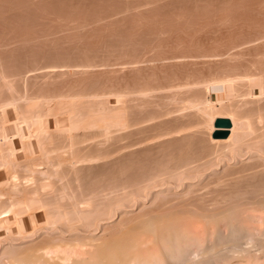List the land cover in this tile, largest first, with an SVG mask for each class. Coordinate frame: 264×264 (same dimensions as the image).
Returning a JSON list of instances; mask_svg holds the SVG:
<instances>
[{"label":"rangeland","instance_id":"374dc122","mask_svg":"<svg viewBox=\"0 0 264 264\" xmlns=\"http://www.w3.org/2000/svg\"><path fill=\"white\" fill-rule=\"evenodd\" d=\"M263 49L264 0H0V264H13L15 256L20 261L22 259L20 256L23 257L28 250L34 249V245L35 248L38 246L47 248L53 242V247L50 245L49 249H44L45 257L49 260L54 258L57 260L61 256L63 258L60 257L58 261L62 264H72L75 261L79 264L81 259L84 262L90 258V261H96L94 259L96 254H92L96 249L92 248L90 242L95 240L96 243L99 240L96 244L106 243L112 240V236L115 238L113 240H116L123 230L124 236H128L130 234L128 225L140 221L143 216L156 215V218L161 215L166 221V217L172 218L173 214H175L173 219L176 217L178 219H175L177 220L175 226L182 235L179 239L183 238L181 245L189 243L187 249L193 248L190 249L191 252L186 249V253L189 252L186 254L188 258L190 255L189 259L197 260L199 253L198 259L201 260V254L202 257L206 255L203 253L207 251V246L212 250V244L216 243L217 247L220 244L223 247L222 244L226 245L227 242L229 248L226 245L225 252L222 251L229 255L228 258L224 259L227 257L225 254L223 259H217L213 261L214 263L211 261L209 264H222L224 261V264H264V249L259 246V242L263 240L260 238H264L262 229L264 207L260 208L264 202L262 204L261 199H258L260 190L264 192V188H258L261 180L259 175L264 170L262 167L264 144L254 141L255 132L250 131L251 122L248 123L251 118H255L252 116L253 113L259 120L257 116L261 114L263 116L264 112ZM170 89L173 91H169ZM211 96L212 100L221 99V102L207 104ZM228 103L229 106L226 105ZM209 111L212 115L216 112L223 114L230 112L232 116L237 111L233 118L240 119L242 127L237 125L240 133L237 132L235 138L241 137L245 142L240 140L241 138L240 142L236 139L237 142L234 138L237 145L232 141L230 144L233 145L228 144V149L225 148L226 145H222L223 147L219 144L212 145L215 143L210 138L212 120L209 123V119L212 118L208 116H211ZM247 120L248 122H245ZM200 125L202 129L199 128ZM238 145L240 148H237ZM244 169L253 172L254 177H245L249 172L244 173ZM214 171L218 172L219 176ZM238 174V180L234 179L237 185L239 183L243 185L241 182L245 178L251 180L255 178L256 182L259 180L258 184L253 182L257 186L256 189L250 184L252 181L248 183L244 180L248 183L247 186L252 185L251 189L254 188L255 191L243 187L246 183L242 186L244 190L239 185L238 189H242L243 193L246 191L247 198L244 195L240 196L243 193L237 191V186L233 187L236 183L230 186L234 183L231 178ZM165 176L171 180H162ZM31 177L32 180L28 179ZM224 178L229 180V184ZM199 179L201 182L205 180L201 183ZM235 190L238 192L237 197L234 196ZM229 191L235 193L229 194ZM263 192L261 198L264 201ZM182 193H187L188 196H183ZM225 193L233 196L227 197ZM152 194L154 196L158 194L160 198ZM256 201L257 207L252 204ZM212 202L216 203V207ZM245 203L248 204L245 206ZM218 207L223 212L225 211L223 208L228 207L226 211L229 216L219 211ZM217 209L219 213L227 216L224 218L225 221L222 219L221 223L216 219L217 223L215 220L208 222L206 214L214 216ZM229 210L233 211L231 215ZM67 214L72 220L68 219ZM200 215L205 217L204 223ZM230 221L238 229L242 227L241 225L245 228L239 229L240 234L239 230L233 232L231 228L234 225ZM106 222L112 224L108 225ZM215 225L220 227L216 229ZM218 229L220 231H217ZM236 233L240 235L237 252L230 253V243L237 238ZM145 234H136L139 245L134 242L135 247L136 245L138 247L135 251L140 249L139 254L138 252L136 254L142 257L143 261L150 259L151 262L153 255L157 251L160 253L162 246L155 237ZM184 234L186 235L183 236ZM195 237L197 238L193 239ZM155 241L156 243H153ZM54 245H58V248ZM195 245L199 248L197 249ZM162 249L161 254L164 247ZM201 250L204 251L200 252ZM155 256H158V252ZM232 261L233 263H230ZM153 262L154 260L152 264H155ZM175 262L183 264L180 261ZM20 263L23 264V261ZM145 263L147 262L142 264Z\"/></svg>","mask_w":264,"mask_h":264},{"label":"bare ground","instance_id":"6f19581e","mask_svg":"<svg viewBox=\"0 0 264 264\" xmlns=\"http://www.w3.org/2000/svg\"><path fill=\"white\" fill-rule=\"evenodd\" d=\"M42 37V36H41ZM39 38V37H38ZM45 38V37H44ZM264 50V49H263ZM260 56V55H259ZM28 58V57H27ZM264 65V64H263ZM264 68V67H263ZM2 72V71H1ZM245 72V71H244ZM2 74V73H1ZM253 75V74H252ZM187 77V76H186ZM241 76H239V78H240ZM245 77H246V75H245ZM228 78V77H227ZM238 78V79H239ZM244 78V77H243ZM247 78V77H246ZM262 78V77H261ZM230 79V78H229ZM245 79V78H244ZM259 79V78H258ZM1 80V79H0ZM226 80V79H225ZM232 80H236V79H231V81ZM256 80V79H255ZM260 80H262V79H260ZM259 80V81H260ZM215 81H217V80H215ZM220 81V80H219ZM243 81V80H242ZM247 81V80H246ZM245 81V82H246ZM257 81V80H256ZM5 82H6V80H5ZM229 82V81H228ZM238 82H240V81H238ZM251 81H249V83H250ZM255 82V81H254ZM258 82V81H257ZM231 83V82H230ZM246 83H248V81L246 82ZM256 83V82H255ZM255 83H253V85L252 86H254V84ZM258 83H260V82H258ZM7 84V83H6ZM229 84V83H228ZM240 84V83H239ZM175 85V84H174ZM185 85V84H184ZM183 85V86H184ZM226 85V84H225ZM260 85V84H259ZM258 85V86H259ZM182 86V87H183ZM191 86V85H190ZM190 86H189V88H190ZM249 86V85H248ZM12 87H14V86H12ZM172 86H170V88H171ZM179 87V86H178ZM177 87V88H178ZM185 87V86H184ZM188 87V86H187ZM192 87V86H191ZM235 87V86H234ZM242 87V86H241ZM250 87V86H249ZM255 87H257V86H255ZM262 87V86H261ZM174 88V87H173ZM189 88H187V89H189ZM193 88V87H192ZM3 89V88H2ZM2 89H1V91H2ZM9 89V88H8ZM172 89V88H171ZM169 90V91H173V90ZM180 89V88H179ZM185 89V88H184ZM183 89V90H184ZM247 89V88H246ZM13 90V89H12ZM175 90H176V88H175ZM181 90V89H180ZM186 90V89H185ZM184 90V91H185ZM235 90V89H234ZM4 91V90H3ZM10 91V90H9ZM178 91V90H177ZM182 91V90H181ZM263 91H264V89H263ZM11 92V91H10ZM210 92V91H209ZM178 93V92H177ZM202 93V92H201ZM2 94H3V92H2ZM194 94V93H193ZM197 94V93H196ZM195 94V95H196ZM231 94V93H230ZM250 94H251V92H250ZM170 95V94H169ZM198 95V94H197ZM196 95V96H197ZM233 95V94H232ZM203 96V95H202ZM227 95H225V97H226ZM195 97V96H194ZM205 97V96H204ZM228 97H230L229 96V94H228ZM255 97V96H254ZM246 98V97H245ZM250 98V97H249ZM259 98V97H258ZM195 99V98H194ZM229 99V98H228ZM233 99V98H232ZM255 99H257V98H255ZM254 99V100H255ZM230 100H231V98H230ZM229 100V101H230ZM236 100H238L237 99V97H236ZM253 100V101H254ZM258 100V99H257ZM233 101H234V99H233ZM251 101V100H250ZM179 102V101H178ZM215 102H218V103H220L221 102V99H217V101H214V100H212V96H211V98H209L208 100H207V104H211V103H215ZM232 102V101H231ZM241 102V101H240ZM249 102V101H248ZM169 103V102H168ZM206 103H205V105H206ZM217 103V104H218ZM223 103V102H222ZM188 104V103H187ZM254 104V103H253ZM258 104V103H257ZM199 105H201V104H199ZM215 104H213V106H214ZM225 105V104H224ZM227 106H229V103L228 104H226ZM233 105V104H232ZM231 105V106H232ZM246 105V104H245ZM171 106V105H170ZM204 106V105H203ZM217 106V105H216ZM215 106V107H216ZM218 106H219V104H218ZM221 106V105H220ZM230 106V107H231ZM237 106V105H236ZM254 106V105H253ZM256 106V108H258L257 107V105H255ZM260 106V105H259ZM182 107V106H181ZM194 107H196V105H194ZM208 107V106H207ZM212 107V106H211ZM235 107V106H234ZM205 108V107H204ZM219 108V107H218ZM233 108V107H232ZM237 108V107H236ZM173 109V108H172ZM189 109V108H188ZM190 109H193V108H190ZM207 109V108H206ZM217 109V108H216ZM225 109V108H224ZM243 109V108H242ZM253 109V108H252ZM262 109H263V107H262ZM187 110V109H186ZM221 110V109H220ZM233 110V109H232ZM237 110V109H236ZM254 110V109H253ZM212 111V110H211ZM211 111H209V114H211V116H213V117H211L210 115H208V114H206V117H207V115L210 117V118H212V119H209V123L211 122V120H212V126H211V128H210V131L208 130V132H210L212 135H211V140H212V142L213 143H215V144H212V145H217V144H219V145H226L225 146V148L228 146V144L229 145H233V144H230L232 141L233 142H235V140L238 138H235V136L236 135H238V133L237 132H239V130H238V127H237V125H239V127H240V125H241V120L240 119H237V118H233L234 116H235V114H236V112H235V114L232 116V115H230L231 113L230 112H228L229 114H227V113H225V114H223L224 113V111L223 110H221V111H223V113H215L214 115H212V112ZM229 111H231V110H229ZM248 111V110H247ZM254 111H256V110H254ZM232 112V111H231ZM249 112H251V111H249ZM248 112V113H249ZM263 112V111H262ZM261 112V113H262ZM176 113V112H175ZM180 113V112H179ZM178 113V114H179ZM184 113V112H183ZM208 113V112H207ZM214 113V112H213ZM238 113H240V112H238ZM246 114V113H245ZM255 113H253V115L252 116H255V118L254 119H252L251 117V119H250V121L248 122V120L247 121H245V122H248V123H250V126H251V132H252V130H254L253 132H255L254 134H255V136H254V141H257V142H261V143H263L264 144V112H263V116H262V114L260 115V116H257L258 117V119L259 120H257L256 119V115H254ZM188 115V114H187ZM186 115V116H187ZM241 115V114H240ZM250 115V114H249ZM165 116V115H164ZM237 116V115H236ZM244 116V115H243ZM167 117H168V115H167ZM199 117V116H198ZM205 117V118H206ZM242 119H244V117H242V116H240ZM90 118H92V117H90ZM93 118H95V117H93ZM162 118V117H161ZM203 118H204V116H203ZM208 118V117H207ZM218 118H229L231 121H232V123H233V126H232V128L230 129V135H229V137L228 138H226V139H215L214 137H213V134L218 130L216 127H215V121L218 119ZM247 118V117H246ZM249 118V117H248ZM191 119V118H190ZM199 118H197V120H198ZM91 119H89V121H90ZM158 120L159 119H157V122H158ZM196 120V119H195ZM194 120V121H195ZM204 120H206V119H204ZM240 120V121H239ZM91 121H93V120H91ZM100 121V120H99ZM155 121V120H154ZM153 121V122H154ZM174 121V120H173ZM177 121V120H176ZM207 121V120H206ZM162 122H163V120H162ZM165 122V121H164ZM178 122V121H177ZM198 122H199V120H198ZM200 122H201V119H200ZM152 123V122H151ZM155 123V122H154ZM208 123V124H209ZM239 123V124H238ZM244 123V122H243ZM247 123V124H248ZM162 124V123H161ZM189 124V123H188ZM201 124V123H200ZM173 125V124H172ZM175 125H176V123H175ZM198 125V124H197ZM205 126H207V124L205 123L204 124ZM203 125V126H204ZM249 125V124H248ZM150 126V125H149ZM209 126H210V124H209ZM245 126H247V125H245ZM167 127V126H166ZM189 127V126H188ZM242 127V126H241ZM240 127V128H241ZM164 128V127H163ZM199 128H201L202 129V127H201V125H200V127ZM205 128V127H204ZM151 129V128H150ZM152 129H153V127H152ZM190 129H192V128H190ZM194 129V128H193ZM197 129V128H196ZM244 129H245V127H244ZM248 129H249V127H248ZM247 129V130H248ZM146 130V129H145ZM168 130V129H167ZM184 130V129H183ZM195 130V129H194ZM246 130V131H247ZM154 131V130H153ZM202 132L204 131V129L203 130H201ZM206 131V130H205ZM241 131H243V130H241ZM64 132V131H63ZM175 132V131H174ZM198 132H200V131H198ZM207 132V133H208ZM245 132V131H244ZM248 132V131H247ZM151 133V132H150ZM156 133V132H155ZM165 133V132H164ZM240 133V132H239ZM243 133V132H242ZM241 133V134H242ZM250 133V132H249ZM62 134V133H61ZM66 134V133H65ZM175 134H178V133H175ZM185 134H186V132H185ZM195 134H196V132H195ZM202 134V133H201ZM251 134V133H250ZM253 134V133H252ZM180 135V134H179ZM183 135V134H182ZM243 136H244V134H242ZM63 136V135H62ZM66 136V135H65ZM86 136V135H85ZM164 136H165V134H164ZM176 136V135H175ZM181 136V135H180ZM179 136V137H180ZM186 136V135H185ZM140 137V136H139ZM158 137V136H157ZM161 137V136H160ZM195 137V136H194ZM203 137V136H202ZM239 137H240V135H239ZM245 137V136H244ZM247 137V136H246ZM245 137V138H246ZM251 137H253L252 135H251ZM62 138H64V137H62ZM80 138V137H79ZM170 138V137H169ZM196 138V137H195ZM234 138H235V140H234ZM241 138V137H240ZM239 138V139H240ZM66 139V138H65ZM154 139V138H153ZM162 139H163V137H162ZM181 139H183V138H181ZM188 139H190V138H188ZM203 139V138H202ZM205 139V138H204ZM239 139H237L238 141H239ZM250 139V138H249ZM249 139H247V140H249ZM253 139V138H252ZM64 140V139H63ZM85 140V139H84ZM149 140V139H148ZM160 140H161V138H160ZM160 140H158V141H160ZM191 140H192V138H191ZM196 140V139H195ZM200 140V139H199ZM236 140V141H237ZM240 140H242V138L240 139ZM135 141V140H134ZM152 141H154V140H152ZM171 141V140H170ZM189 141V140H188ZM194 141V140H193ZM202 141V140H201ZM237 141V142H238ZM243 141V140H242ZM254 141H253V145H254ZM66 142V141H65ZM78 142H79V139H78ZM149 142V141H148ZM151 142V141H150ZM161 142V141H160ZM179 142V141H178ZM198 142V141H197ZM240 142V141H239ZM243 142H245V139H244V141ZM246 142H248V141H246ZM251 142V141H250ZM249 142V143H250ZM147 143V142H146ZM180 143V142H179ZM178 143V144H179ZM205 143V142H204ZM260 143V144H261ZM144 145H145V143H143ZM159 144V143H158ZM169 144V143H168ZM183 144V143H182ZM209 144V143H208ZM239 144V143H238ZM255 144H256V142H255ZM162 145V144H161ZM173 145V144H172ZM184 145H185V143H184ZM187 145V144H186ZM235 145H237L236 144V142H235ZM243 145V144H242ZM252 145V146H253ZM84 146V145H83ZM96 146H98V145H96ZM143 146V145H142ZM175 146V145H174ZM191 146V145H190ZM195 146V145H194ZM222 146V147H223ZM260 146V145H259ZM264 146V145H263ZM263 146H261V147H263ZM89 147V146H88ZM181 147V146H180ZM186 147V146H185ZM184 147V148H185ZM197 147V146H196ZM229 147V146H228ZM228 147H227V149H228ZM248 146H246V148H247ZM257 147V146H256ZM96 148H98V147H96ZM148 148V147H147ZM152 148V147H151ZM158 148V147H157ZM178 148V147H177ZM182 148V147H181ZM187 148V147H186ZM210 149H211V147H209ZM212 148H214V147H212ZM217 148V147H216ZM219 148H221V147H219ZM237 148H240V146L238 145V147ZM253 148V147H252ZM64 149V148H63ZM126 149V148H125ZM173 149V148H172ZM196 149V148H195ZM199 149V148H198ZM232 149H234V148H232ZM89 150V149H88ZM91 150V149H90ZM95 150V149H94ZM99 150V149H98ZM148 150H150V149H148ZM171 150V149H170ZM185 150V149H184ZM193 150V149H192ZM197 150V149H196ZM201 150H202V148H201ZM222 150H224V149H222ZM100 151V150H99ZM117 151V150H116ZM159 151H161V149L159 150ZM167 151V150H166ZM186 151V150H185ZM216 151V150H215ZM79 152H81V151H79ZM85 152V151H84ZM92 152V151H91ZM123 152V151H122ZM143 152V151H142ZM145 152V151H144ZM158 152V151H157ZM181 152V151H180ZM209 152V151H208ZM223 152V151H222ZM119 153V152H118ZM131 153V152H130ZM160 153V152H159ZM162 153V152H161ZM182 153V152H181ZM185 153V152H184ZM184 153H183V155H184ZM216 153V152H215ZM91 154V153H90ZM145 154V153H144ZM177 154H178V152H177ZM196 154H197V152H196ZM217 154V153H216ZM223 154V153H222ZM225 154V153H224ZM255 154V153H254ZM164 155V154H163ZM170 155H171V153H170ZM176 155V154H175ZM182 155V154H181ZM189 155V154H188ZM191 155V154H190ZM206 155V154H205ZM226 155V154H225ZM74 156V155H73ZM92 157H94L93 155H91ZM117 156V155H116ZM119 156V155H118ZM125 156V155H124ZM156 156V155H155ZM169 156V155H168ZM174 156V155H173ZM199 156V155H198ZM213 156H215V155H213ZM229 156V155H228ZM239 156V155H238ZM89 157V156H88ZM140 157V156H139ZM144 157V156H143ZM153 157V156H152ZM167 157V156H166ZM186 157V156H185ZM203 157H205L204 155H203ZM256 157V156H255ZM264 157V156H263ZM262 157V158H263ZM184 158V157H183ZM211 157H209V159H210ZM215 158V157H214ZM218 158V157H217ZM249 158V157H248ZM253 158V157H252ZM88 159V158H87ZM90 159V158H89ZM97 159V158H96ZM102 159V158H101ZM137 159V158H136ZM171 159V157L169 158V160ZM185 159V158H184ZM190 159H191V157H190ZM199 159V158H198ZM203 158H201V160H202ZM244 159V158H243ZM251 159V158H250ZM257 159H259V158H257ZM264 159V158H263ZM99 160V159H98ZM146 160H147V157H146ZM150 160V159H149ZM181 160V159H180ZM187 160V159H186ZM207 160H208V158H207ZM86 161H88V160H86ZM86 161H84V162H86ZM91 161H92V159H91ZM94 162H95V160H93ZM97 161V160H96ZM120 161V160H119ZM137 161V160H136ZM154 161V160H153ZM181 161H183V160H181ZM206 161V160H205ZM242 161V160H241ZM246 161V160H245ZM244 161V162H245ZM261 161V160H260ZM259 161V162H260ZM82 163H83V161H81ZM97 162H99V161H97ZM114 162V161H113ZM156 162V161H155ZM174 162V161H173ZM191 162V161H190ZM203 162H204V160H203ZM257 162V161H256ZM258 162V163H259ZM91 163H93V162H91ZM96 163V162H95ZM101 163V162H100ZM126 163H128V162H126ZM151 163V162H150ZM158 162H156V164H157ZM198 163V162H197ZM207 163V162H206ZM210 163V162H209ZM242 163V162H241ZM248 163V162H247ZM253 163V162H252ZM261 163V162H260ZM84 164H86V163H84ZM88 164V163H87ZM139 164V163H138ZM159 164V163H158ZM179 164H181V163H179ZM189 164V163H188ZM192 164V163H191ZM194 164V163H193ZM226 164V163H225ZM255 164V163H254ZM83 165V164H82ZM128 165V164H127ZM71 166V165H70ZM91 166V165H90ZM96 166H98V165H96ZM133 166V165H132ZM137 166V165H136ZM154 166V165H153ZM175 166V165H174ZM185 166V165H184ZM194 166V165H193ZM208 166V165H207ZM213 166V165H212ZM244 166V165H243ZM253 166V165H252ZM252 166L249 168V169H251L252 168ZM115 167V166H114ZM120 167V166H119ZM125 167V166H124ZM127 167V166H126ZM140 167V166H139ZM179 167V166H178ZM181 167V166H180ZM203 167V166H202ZM210 167V166H209ZM223 167V166H222ZM231 167H233V166H231ZM262 167H263V169H264V166L262 165ZM262 167H261V169H262ZM69 168V167H68ZM74 168H76L75 166H74ZM73 168V169H74ZM80 168V167H79ZM111 168V167H110ZM131 168V167H130ZM134 168H136V167H134ZM138 168V167H137ZM172 168V167H171ZM170 168V169H171ZM183 169H185L184 167H182ZM212 168V167H211ZM246 168H247V166H246ZM255 168V167H254ZM72 169V170H73ZM104 169V168H103ZM129 169V168H128ZM148 169V168H147ZM164 169V168H163ZM167 169V168H166ZM195 169V168H194ZM193 169V170H194ZM204 169V168H203ZM203 169H202V171H203ZM223 169V168H222ZM232 169V168H231ZM235 169H237V168H235ZM239 169V168H238ZM262 169V170H263ZM66 170V169H65ZM71 170V171H72ZM106 170V169H105ZM132 170V169H131ZM137 170V169H136ZM169 170V169H168ZM168 170H166V171H168ZM179 170V169H178ZM182 170V169H181ZM180 170V171H181ZM227 170V169H226ZM245 170V169H244ZM254 170V169H253ZM115 171H117V170H115ZM190 171L192 172V170L190 169ZM201 171V172H202ZM207 171V170H206ZM240 171H242V170H240ZM248 172H249V170H247ZM247 171L245 170L244 171V173L246 172L247 173ZM258 171V170H257ZM260 171V170H259ZM70 172V171H69ZM74 172V171H73ZM113 172V171H112ZM121 172V171H120ZM124 172V171H123ZM151 172V171H150ZM164 172V171H163ZM198 172V171H197ZM199 172H200V170H199ZM215 172V171H214ZM213 172V173H214ZM219 172H220V170H219ZM224 172H227V171H224ZM230 172V171H229ZM228 172V173H229ZM234 172V171H233ZM243 172V171H242ZM65 173H67L66 171H65ZM137 173V172H136ZM167 173H169V172H167ZM179 173V172H178ZM215 173H217V175H218V172H215ZM221 173V172H220ZM250 173V172H249ZM245 174V177H251V176H253L254 177V173L252 172V173H250V174ZM257 173H259V172H257ZM261 173V174H260ZM259 174V176H260V178H261V180H260V184L258 185L259 187L258 188H264V170L263 171H261ZM81 174V173H80ZM98 174V173H97ZM96 174V175H97ZM142 174V173H141ZM165 174V173H164ZM181 175H182V173H180ZM179 174V176H181ZM187 174H188V171H187ZM186 174V175H187ZM195 174V173H194ZM209 174V173H208ZM227 174V173H226ZM232 174V173H231ZM235 174H236V172H235ZM256 174V173H255ZM34 175V174H33ZM67 175V174H66ZM87 175V174H86ZM119 175V174H118ZM147 175V174H146ZM159 175V174H158ZM168 175V174H167ZM185 175V174H184ZM183 175V176H184ZM221 175H222V173H221ZM247 175V176H246ZM258 175V174H257ZM63 176H64V174H63ZM70 176V175H69ZM75 176V175H74ZM122 176V175H121ZM142 176V175H141ZM154 176H157V175H154ZM162 176V175H161ZM179 176H178V178H179ZM192 176V175H191ZM197 176H198V174H197ZM219 176V175H218ZM225 176H227V175H225ZM224 176V177H225ZM229 176H231V175H229ZM237 176V175H236ZM232 177L231 179H236V180H238L237 178L239 177V174H238V176L237 177ZM25 177V176H24ZM80 177V176H79ZM89 177V176H88ZM97 177V176H96ZM111 177H113V176H111ZM134 177V176H133ZM167 176H165V178H163L162 180H165V179H170V178H166ZM169 177H171V176H169ZM193 177V176H192ZM243 177H244V175H243ZM244 177V178H245ZM256 177V176H255ZM258 177V176H257ZM73 178V177H72ZM120 178V177H119ZM118 178V179H119ZM139 178V177H138ZM158 178V177H157ZM161 178V177H160ZM216 178V177H215ZM219 178V177H218ZM226 178H228V176L226 177ZM226 178H224L225 179V182L226 183H228L229 184V180L227 181V179ZM28 179H31L32 180V177L31 178H28ZM80 179V178H79ZM91 179V178H90ZM147 179V178H146ZM155 179V178H154ZM174 179V178H173ZM206 179V178H205ZM204 179V180H205ZM222 179V178H221ZM220 179V180H221ZM249 179V178H248ZM248 179H242L243 181L244 180H247V182L249 181V182H251L252 181V183H250V184H253V182H256V180H255V178H254V180L252 179L251 180V178L248 180ZM257 179V178H256ZM66 180V179H65ZM70 180V179H69ZM100 180V179H99ZM141 180V179H140ZM140 180H139V182H140ZM157 180H159V179H157ZM171 180V179H170ZM180 180H182V179H180ZM204 180H202L203 182H204ZM236 180H234L233 182L234 183H232V180H230V183H232V184H230V186L231 185H234L235 183V185L233 186V187H236V189H237V191L238 190H242L243 189V187H248L247 185H248V183L246 182V181H242V180H240V178H239V181L244 185L245 183H246V186H243V185H241L239 182V184L237 185V182H236ZM39 181V180H38ZM125 181V180H124ZM137 181V180H136ZM142 181V180H141ZM160 181V180H159ZM159 181H158V183H159ZM179 181V180H178ZM199 181H200V179H199ZM21 182H24L23 180H21ZM27 182V181H26ZM31 182V181H30ZM34 182V181H33ZM154 182V181H153ZM161 182V181H160ZM167 182V181H166ZM172 182V181H171ZM175 182V181H174ZM177 182V181H176ZM183 182V181H182ZM188 182V181H187ZM201 182V181H200ZM203 182H201V183H203ZM221 183L222 182H224V181H220ZM257 182H259V180H257ZM256 182V183H257ZM47 183V182H46ZM118 183V182H117ZM137 183V182H136ZM143 183H145V181L143 182ZM142 183V184H143ZM149 183V182H148ZM147 183V185H149ZM157 183V182H156ZM163 183V182H162ZM212 183V182H211ZM211 183H210V185H211ZM214 183H215V181H214ZM218 183V182H217ZM225 183V184H226ZM30 184V183H29ZM68 184H70V183H68ZM134 184V183H133ZM141 184V183H140ZM154 184V183H153ZM152 184V185H153ZM168 184V183H167ZM178 184V183H177ZM179 184H181V183H179ZM185 184H188V183H185ZM194 184V183H193ZM195 184H197V183H195ZM213 184V183H212ZM250 184H249V186H250ZM255 184V183H254ZM253 184V185H254ZM258 184V183H257ZM126 185V184H125ZM137 185V184H136ZM151 185V186H152ZM163 185H165L164 183H163ZM171 185V184H170ZM182 185V184H181ZM199 185V184H198ZM215 185V184H214ZM222 185V184H221ZM239 185L241 186V188L242 189H238L239 188ZM256 185V184H255ZM254 185V186H255ZM29 186V185H28ZM134 186V185H133ZM133 186L131 187V188H133ZM142 186V185H141ZM150 186V187H151ZM154 186V185H153ZM155 186H157L156 184H155ZM159 186V185H158ZM162 186V185H161ZM194 186H196V185H194ZM201 186V185H200ZM209 186V185H208ZM212 186V185H211ZM243 186V187H242ZM252 186V185H251ZM251 186L250 187H248V188H250L251 189ZM140 187V186H139ZM146 187H149V186H146ZM145 187V188H146ZM201 187H203V186H201ZM220 187V186H219ZM225 188H226V186H224ZM229 187V186H228ZM125 188V187H124ZM137 188V187H136ZM157 188V187H156ZM159 188V187H158ZM157 188V189H158ZM161 188V187H160ZM169 188V187H168ZM189 188V187H188ZM188 188H186V189H188ZM192 188V187H191ZM195 188V187H194ZM204 188V187H203ZM211 188V187H210ZM224 188V189H225ZM230 188H232V187H230ZM257 188V186H255V189ZM20 189H21V187H20ZM24 189H26V188H24ZM140 189H142V188H139V190ZM233 189V188H232ZM245 189V188H244ZM243 189V190H244ZM250 189H248V190H250ZM254 189V188H253ZM253 189H251L250 191H252ZM255 189H254V191H255ZM123 190V189H122ZM133 190H134V188H133ZM192 190V189H191ZM204 190V189H203ZM216 190H218V189H216ZM231 190V189H230ZM258 190V189H257ZM260 190V189H259ZM24 191V190H23ZM26 191V190H25ZM123 191H126V190H123ZM129 191V190H128ZM131 191V190H130ZM136 191V190H135ZM145 191H147L146 189H145ZM149 191V190H148ZM155 191L156 190H154V193H155ZM188 191H189V189H188ZM188 191H186V192H188ZM200 191V190H199ZM210 191V190H209ZM213 191H214V189H213ZM219 191V190H218ZM261 192H263L262 190H260ZM259 191V192H260ZM141 192V191H140ZM142 192H144V191H142ZM160 192H162L163 193V191H160ZM165 192V191H164ZM182 192H183V190H182ZM184 192H185V190H184ZM190 192V191H189ZM188 192V193H189ZM197 192V191H196ZM230 193L229 194H232V193H235L236 192V190H235V192H232L231 193V191H229ZM242 192V191H241ZM261 192H260V194H259V196L260 197H258V195L256 194V193H254V194H256L255 196H257L258 197V199L260 198L261 199V201H262V204H263V199L261 198ZM106 193V192H105ZM166 193H167V191H166ZM193 193V192H192ZM198 193V192H197ZM197 193H196V195H197ZM206 193V192H205ZM215 193V192H214ZM238 192H236L235 194H234V196L237 194ZM243 193V192H242ZM245 193V194H244ZM243 194H241L240 196H245L246 195V191L244 192ZM250 193V192H249ZM23 194H24V192H23ZM27 194V193H26ZM29 194V193H28ZM27 194V195H28ZM116 194V193H115ZM137 194V193H136ZM139 194V193H138ZM183 194V193H182ZM226 194V193H225ZM224 194V195H225ZM228 194V195H229ZM263 194H264V192H263ZM262 194V195H263ZM125 195V194H124ZM141 195H143V194H141ZM147 195V194H146ZM149 195V194H148ZM147 195V196H148ZM153 195V194H152ZM165 195V194H164ZM179 195V194H178ZM184 195H187V193L186 194H183V196ZM220 195H222V194H220ZM227 194H226V196L227 197H231V196H233V195H231V196H228ZM239 195V194H238ZM25 196V195H24ZM32 196V195H31ZM130 196V195H129ZM154 196V195H153ZM152 196V197H153ZM156 196H158V194L157 195H155L154 197H156ZM177 196V195H176ZM188 196V195H187ZM201 196V195H200ZM217 196V195H216ZM250 196V195H249ZM252 196H254V195H252ZM264 196V195H263ZM262 196V197H263ZM127 197V196H126ZM140 197V196H139ZM143 197V196H142ZM149 197H150V195H149ZM154 197H153V199H154ZM159 197V196H158ZM165 197V196H164ZM182 197V196H181ZM205 197V196H204ZM207 197V196H206ZM211 197H213V196H211ZM219 197V196H218ZM235 197H237V195L235 196ZM27 198V197H26ZM135 198H136V196H135ZM151 198V197H150ZM160 198V197H159ZM163 198V197H162ZM194 198V194H193V197H192V199ZM223 198V197H222ZM225 198V197H224ZM245 198H247L246 196H245ZM250 198H253V197H251L250 196ZM250 198H248V199H250ZM264 198V197H263ZM111 199V198H110ZM125 199V198H124ZM142 198H140V200H141ZM153 199H150V200H153ZM167 199H168V197H167ZM199 199H202V198H199ZM236 199H238V198H236ZM240 199V198H239ZM238 199V200H239ZM122 200V199H121ZM128 200V199H127ZM160 200V199H159ZM164 200V199H163ZM177 200H178V198H177ZM220 200V199H219ZM230 200V199H229ZM241 200H243V198L241 199ZM92 201V200H91ZM168 201H170V200H168ZM182 201V200H181ZM189 201H190V199H189ZM209 201V200H208ZM217 201V200H216ZM215 201V202H216ZM220 201H222V199L220 200ZM253 201V200H252ZM31 202V201H30ZM106 202V201H105ZM121 202V201H120ZM122 202H124V201H122ZM121 202V203H122ZM130 202V201H129ZM153 202H154V200H153ZM160 202V201H159ZM174 202H176V201H174ZM202 202V201H201ZM223 202V201H222ZM230 202V201H229ZM249 202H251V201H249ZM26 203H28V202H26ZM154 203H156V202H154ZM153 203V204H154ZM173 203V202H172ZM180 203H182V202H180ZM188 203H190V202H188ZM203 203H204V201H203ZM202 203V204H203ZM206 203V202H205ZM204 203V204H205ZM226 203V202H225ZM228 203V202H227ZM231 203V202H230ZM234 203V202H233ZM232 203V204H233ZM237 203V202H236ZM241 203V202H240ZM243 203V202H242ZM258 204V201H256L255 203H252V204H254L253 206H256L257 207V205H255V204ZM259 203H261V202H259ZM94 204V203H93ZM98 204V203H97ZM162 204V203H161ZM175 204V203H174ZM178 204V203H177ZM187 204V203H186ZM212 204L215 206V204L216 203H213L212 202ZM246 204H248V203H245V206H246ZM249 204H251V203H249ZM251 204V205H252ZM27 205V204H26ZM114 205V204H113ZM116 205V204H115ZM135 205V204H134ZM185 205V204H184ZM206 205V204H205ZM228 205V204H227ZM237 205V204H236ZM128 206V205H127ZM141 206V205H140ZM168 206V205H167ZM166 206V207H167ZM175 206V205H174ZM186 206V205H185ZM199 206V205H198ZM218 206V205H217ZM223 206V205H222ZM260 206V205H259ZM25 207H27V206H25ZM88 207V206H87ZM104 207H105V205H104ZM114 207V206H113ZM116 207V206H115ZM119 207V206H118ZM137 207V206H136ZM152 207V206H151ZM176 207V206H175ZM216 207V206H215ZM224 207V206H223ZM229 207H230V205H229ZM233 207V206H232ZM231 207V208H232ZM236 207V206H235ZM261 207H264V204H263V206H260V208ZM139 208V207H138ZM142 208H143V206H142ZM147 208V207H146ZM153 208V207H152ZM155 208V207H154ZM153 208V209H154ZM182 208V207H181ZM196 208V207H195ZM199 208V207H198ZM206 208H208V207H206ZM211 208H213V207H211ZM220 207H218V209H219ZM227 209H228V207H226ZM224 209L223 208V210H225L224 212L225 213H227L228 214V212L226 211L227 209ZM244 208V207H243ZM250 208H252L251 206H250ZM255 208V207H254ZM30 209V208H29ZM91 209V208H90ZM101 209V208H100ZM106 209V208H105ZM114 209V208H113ZM137 209V208H136ZM140 209V208H139ZM162 209H163V207H162ZM186 209H187V207H186ZM218 209H217V212H215V214H214V216H212L211 214V216H208L207 214H206V217H207V221L208 220H211V221H214V222H216L217 220L216 219H218V220H220V222H221V220L223 219V221H225V217L227 218V216H229V214L227 215V216H224V214H222V213H219V211H222V210H220L219 209V211H218ZM264 209V208H263ZM88 210V209H87ZM102 210V209H101ZM149 210H150V208H149ZM193 210V209H192ZM197 210V209H196ZM206 210V209H205ZM210 210V209H209ZM208 210V211H209ZM214 210H216V209H214ZM213 210V211H214ZM232 210H233V208H232ZM230 211L229 210V212H230V215H231V212L233 213V211ZM262 210V209H261ZM119 211V210H118ZM160 211V210H159ZM159 211H158V213H159ZM174 211V210H173ZM179 211V210H178ZM182 211V210H181ZM185 211V210H184ZM193 211H195V210H193ZM237 211V210H236ZM236 211H234L235 213H236ZM239 211V210H238ZM246 211V210H245ZM263 211V210H262ZM125 212V211H124ZM128 212V211H127ZM137 212H138V210H137ZM183 212V211H182ZM210 212V211H209ZM223 212V211H222ZM223 212V213H224ZM252 212V211H251ZM256 212V211H255ZM73 213H76V212H73ZM85 213V212H84ZM92 213V212H91ZM123 213V212H122ZM129 213V212H128ZM140 213V212H139ZM139 213H138V215H139ZM143 213V212H142ZM147 213H148V211H147ZM177 213V212H176ZM181 213V212H180ZM189 213V212H188ZM199 213V212H198ZM202 213V212H201ZM239 213V212H238ZM95 214V213H94ZM144 214V213H143ZM142 214V215H143ZM183 214V213H182ZM194 214V213H193ZM196 214H197V212H196ZM250 214V213H249ZM255 214V213H254ZM260 214V213H259ZM61 215V214H60ZM74 215V214H73ZM80 215V214H79ZM100 215V214H99ZM116 215V214H115ZM130 215V214H129ZM145 215V214H144ZM173 215H175V214H173ZM173 215H171L172 216V218H169V216H167V215H165V217H166V221H164L163 219H162V217H161V215H158V217H156L155 218V216L156 215H151V216H143L142 217V219H141V217H140V221H136V222H132V223H130L129 225H128V228H130V229H128V230H130L129 232H130V234L128 235V236H124V230H123V232H121V235H120V233H118L120 236L119 237H116V240H113V238H114V236H112V237H110V238H112V240H109V241H106L105 239H107L106 237L104 238V241H106V243L105 242H103V243H98V244H96L94 241V239H91V241L92 240H94V241H92V242H90V243H92V248L96 251H94L92 254H96V256H95V260L96 261H90L91 260V258H90V260L89 261H87V259L83 262L82 261V259L80 260V262L79 261H77V262H79V264H132V263H135V264H142V263H144V262H147L148 264H152V261L154 260L155 262H153V263H155V264H179L178 262H175V261H180V262H182L183 264H209V263H211V261L213 262V261H215V260H217V259H223L224 258V256H225V254L226 253H224L225 252V249H224V247H226V245H228L227 244V242H226V245H224V244H222L223 245V247L219 244L218 245V247L215 245L216 243H214V242H212V243H214V244H212L213 246V248H212V250H210L208 247L209 246H207V248H206V250L207 251H205L203 254H206L205 255V257H202V254H201V257H200V259L201 260H199L198 259V257H199V253H198V257H197V260L195 259V260H193L192 258V260L191 259H189L190 258V255H189V258H188V254H189V252H188V254L186 253V249H187V247H189V245H187V244H189V243H187L186 241H185V243H187V244H185V243H183V244H185V246L184 245H181V243L183 242V238L181 237V239H179V236H182V235H180V233H179V231L180 230H178L177 229V227L175 226L176 224V221L178 220L177 219V217L176 218H174L173 219ZM178 215H179V212H178ZM184 215V214H183ZM204 215V214H203ZM243 215V214H242ZM241 215V216H242ZM48 216V215H47ZM62 216V215H61ZM67 216H68V214H67ZM71 216V215H70ZM87 216V215H86ZM93 216V215H92ZM96 216V215H95ZM111 216V215H110ZM114 215H112V217H113ZM140 216V215H139ZM159 216H160V218L161 219H159ZM163 216V215H162ZM188 216V215H187ZM189 216H190V213H189ZM205 216V215H204ZM235 216H236V214H235ZM252 216V215H251ZM50 217V216H49ZM79 217V216H78ZM83 217V216H82ZM103 217H105V216H103ZM107 217V216H106ZM122 217V216H121ZM125 217V216H124ZM130 217V216H129ZM137 217V220H139L138 218V216H136ZM180 217H181V215H180ZM183 217V216H182ZM181 217V218H182ZM194 217V216H193ZM200 217H202L203 218V216L202 215H200ZM243 217H245V216H243ZM254 217V216H253ZM70 217L68 216V219H69ZM111 218V217H110ZM109 218V219H110ZM128 218V217H127ZM126 218V219H127ZM163 218H164V216H163ZM169 220H168V219ZM205 218V217H204ZM204 218H203V223H204ZM235 218V217H234ZM71 219V218H70ZM80 219V218H79ZM82 219H84V218H82ZM94 219V218H93ZM92 219V220H93ZM96 219V218H95ZM123 219V218H122ZM133 220H134V218H132ZM175 219H177V220H175ZM192 219V218H191ZM198 219V218H197ZM237 219V218H236ZM242 219V218H241ZM247 219V218H246ZM251 219V218H250ZM254 219V218H253ZM72 220V219H71ZM77 220V219H76ZM76 220H75V222H76ZM97 220V219H96ZM105 220H107V219H105ZM111 220V219H110ZM113 220V219H112ZM136 220V219H135ZM168 220V221H167ZM175 220V221H174ZM179 220H181V219H179ZM195 220V219H194ZM201 220V219H200ZM245 220V219H244ZM66 221H68V220H66ZM79 221V220H78ZM84 221V220H83ZM118 221V220H117ZM127 221V220H126ZM129 221V220H128ZM199 221V220H198ZM227 221V220H226ZM239 221V220H238ZM263 221V220H262ZM49 222H50V220H49ZM71 222V221H70ZM85 222V221H84ZM101 222H102V220H101ZM121 222V221H120ZM206 222V221H205ZM209 222V221H208ZM207 222V223H208ZM214 222H212V223H214ZM231 222V221H230ZM240 222V221H239ZM35 223V222H34ZM67 223V222H66ZM107 224H108V222H106ZM125 223V222H124ZM186 223V222H185ZM217 223V222H216ZM222 223V222H221ZM225 223V222H224ZM256 223V222H255ZM78 224V223H77ZM104 224H105V221H104ZM106 224V225H107ZM109 224H112V222L111 223H109ZM108 224V225H109ZM114 224V223H113ZM117 224V223H116ZM199 224V223H198ZM211 224V223H210ZM215 224V223H214ZM218 224H220V223H218ZM229 224V223H228ZM231 224H232V222H231ZM239 224V223H238ZM241 224V223H240ZM81 226L83 225L82 224V221H81V224H80ZM95 226L97 225V224H94ZM206 225H208V224H206ZM232 225H234V224H232ZM78 226H79V224H78ZM85 226V225H84ZM83 226V227H84ZM123 226V225H122ZM201 226H202V224H201ZM225 226V225H224ZM236 225H234V226H232V230H233V232H237L239 229L241 230L244 226L243 225H241L240 227L241 228H237V227H235ZM248 226V225H247ZM250 226V225H249ZM253 226V225H252ZM80 227V226H79ZM89 227V226H88ZM92 227V226H91ZM124 227V226H123ZM210 227V226H209ZM214 227H216V229H217V227L218 226H214ZM220 227V226H219ZM218 227V228H219ZM80 228H82V227H80ZM179 228V227H178ZM206 228H207V226H206ZM227 228H229L228 227V225H227ZM245 228V227H244ZM86 229V228H85ZM111 229V228H110ZM123 229V228H122ZM125 229V228H124ZM181 229V228H180ZM204 229H205V227H204ZM230 229V228H229ZM229 229H227V230H229ZM230 229V232H232V230ZM262 229H264L263 227H262ZM261 229V230H262ZM113 230V229H112ZM121 230V229H120ZM127 230V229H126ZM125 230V231H126ZM200 230V229H199ZM199 230H198V232H199ZM212 230V229H211ZM240 230L238 231L239 232V234H240ZM246 230V229H245ZM256 230H259V229H256ZM260 230V231H261ZM89 231V230H88ZM116 231V230H115ZM122 231V230H121ZM184 231V230H183ZM186 231V230H185ZM195 231V230H194ZM208 231V230H207ZM217 231H220L219 229L217 230ZM243 231V230H242ZM82 232H84V231H82ZM87 232V231H86ZM95 232V231H94ZM99 232H100V230H99ZM132 232V233H131ZM181 232V231H180ZM213 232V231H212ZM105 233V232H104ZM107 233V232H106ZM117 233V232H116ZM139 233H143V234H148V235H152L153 237H155V239H156V241L157 242H159V244L162 246L161 248H160V253H159V251H157L158 252V256L156 257L155 255L157 254V252H156V254H155V252H153L155 255H153L151 258H152V260H151V262H149V260H146V261H143L144 259H142V257H140V256H138V254H139V250L137 251L138 252V254H136L137 252L135 251V249H136V247H137V245H136V247H135V245H134V242H138V240H136V234H139ZM196 233V232H195ZM209 233V232H208ZM221 233V232H220ZM229 233V232H228ZM245 233V232H244ZM246 233H247V231H246ZM254 233V232H253ZM261 233V232H260ZM102 234V233H101ZM112 234V233H111ZM117 234V235H118ZM135 234V235H134ZM145 234V235H146ZM182 234V233H181ZM233 234V233H232ZM237 235H238V233H236ZM249 234V233H248ZM247 234V236H249ZM252 234V233H251ZM264 234V233H263ZM79 235V234H78ZM85 235H86V233H85ZM105 235V234H104ZM107 235H108V233H107ZM116 235V234H115ZM186 234H184L183 236H185ZM191 235V234H190ZM202 235V234H201ZM219 235V234H218ZM222 235V234H221ZM224 235V234H223ZM230 235V234H229ZM53 236V235H52ZM93 236H95L94 234H93ZM93 236H92V238H93ZM100 236V235H99ZM103 236V235H102ZM111 236V235H110ZM199 236V235H198ZM204 236V235H203ZM214 236V235H213ZM232 236V235H231ZM240 235H238L237 236V238H233L234 240L230 243V248H231V250H230V253L232 252H237L236 251V249H237V246H238V237H239ZM246 236V237H247ZM251 236V235H250ZM254 236V235H253ZM257 236V235H256ZM256 236H254V237H256ZM260 236V235H259ZM68 237V236H67ZM98 237V236H97ZM96 237V238H97ZM108 237H109V235H108ZM143 237V236H142ZM142 237H139V238H142ZM145 237V236H144ZM205 237V236H204ZM208 237V236H207ZM223 237V236H222ZM221 237V238H222ZM235 237V236H234ZM252 237V236H251ZM47 238V237H46ZM56 238V237H55ZM59 238V237H58ZM81 238V237H80ZM109 238V239H110ZM148 238H149V236H148ZM185 238V237H184ZM188 238V237H187ZM197 237H195V238H193V239H196ZM202 238V237H201ZM214 238V237H213ZM219 238H220V236H219ZM218 238V239H219ZM226 238V237H225ZM48 239V238H47ZM66 239V238H65ZM88 239V238H87ZM100 239H102V238H100ZM115 239V238H114ZM144 239H146V238H144ZM155 239H153V240H155ZM190 239H192V238H190ZM205 239V238H204ZM212 239V238H211ZM210 239V240H211ZM217 239V240H218ZM260 239H263L261 242H259V246L260 247H263V249H264V238H260ZM57 240V239H56ZM68 240V239H67ZM84 240V239H83ZM103 240V239H102ZM136 240V241H135ZM148 240V239H147ZM152 240V239H151ZM152 240V241H153ZM181 240H182V242H181ZM207 240V239H206ZM213 240H215V239H213ZM216 240V241H217ZM241 240V239H240ZM252 240H253V237H252ZM64 241V240H63ZM79 241V240H78ZM88 241H90V239L88 240ZM142 242L143 241H145V240H141ZM156 241L155 242H153V243H156ZM189 241V240H188ZM193 241H195V240H193ZM197 241V240H196ZM201 241V240H200ZM215 241V242H216ZM219 241V240H218ZM227 241V240H226ZM244 241V240H243ZM254 241H256V240H254ZM53 242V241H52ZM62 242V241H61ZM73 242H75V241H73ZM95 244H94V243ZM102 242V241H101ZM139 242H140V239H139ZM149 242V241H148ZM148 242H147V244H148ZM181 242V243H180ZM191 242V241H190ZM199 242V241H198ZM206 242V241H205ZM220 242V241H219ZM223 242V241H222ZM257 242V241H256ZM37 243V242H36ZM42 243V242H41ZM47 243V242H46ZM46 243H44V244H46ZM54 243V242H53ZM53 243L52 244H50L51 246L53 245ZM57 243V242H56ZM55 243V244H56ZM64 243V242H63ZM67 243V242H66ZM87 243V242H86ZM90 243H88V244H90ZM135 243V244H136ZM192 243V242H191ZM190 243V244H191ZM203 243H204V240H203ZM202 243V244H203ZM40 244V243H39ZM48 244H49V241H48ZM68 244V243H67ZM72 244V243H71ZM74 244H76V243H74ZM78 244V243H77ZM81 244V243H80ZM94 244V245H93ZM138 244V243H137ZM151 244V243H150ZM204 244H206V243H204ZM209 244V243H208ZM250 244V243H249ZM256 244V243H255ZM41 245V244H40ZM50 245H48V246H50ZM61 245V247H62V243L60 244ZM64 245V244H63ZM139 245V244H138ZM141 245V244H140ZM153 245H155V244H153ZM207 245V244H206ZM205 245V246H206ZM252 245H253V243H252ZM47 246V245H46ZM47 246V248L49 249V247ZM50 246V247H51ZM57 246V248H58V245H56ZM55 245H54V247H56ZM68 246V245H67ZM78 246V245H77ZM85 246V245H84ZM88 246V245H87ZM90 246V247H91ZM152 246V245H151ZM157 246V245H156ZM156 246H154L156 249H157V247ZM183 246V247H182ZM196 246V245H195ZM195 246H194V248H195ZM201 246V245H200ZM205 246L203 247L204 249H205ZM214 246H216L215 248H214ZM243 245H241V247H242ZM245 246H247V245H245ZM255 246V245H254ZM257 246V245H256ZM32 247V246H31ZM37 247V246H36ZM53 247V246H52ZM65 247H66V245H65ZM73 247H74V245H73ZM140 247V246H139ZM146 247H148V246H146ZM146 247H144V249H146ZM150 247V246H149ZM164 247V251H163V254H164V256H163V254H161V252H162V248ZM177 247H179V250L177 251ZM184 247H185V250H184ZM191 247H192V245H191ZM250 247V246H249ZM248 247V248H249ZM47 248H45L44 246L42 247V246H38L37 248H35V245H34V249L33 248H31V250L29 251H27L25 254H24V256L23 257H21L20 256V258H22V259H20V261H23V264H29V263H34V262H38V263H41V264H62V262H60V261H58V259L61 257V256H59V258L56 260L55 258V260L53 259V260H49V259H47L46 257H45V254L44 253H46V252H44ZM91 248V249H92ZM138 248V247H137ZM196 248H197V246H196ZM198 248H199V246H198ZM197 248V249H198ZM222 248V249H221ZM228 248H229V245H228ZM227 248V251L229 252V249ZM243 249H244V247H242ZM29 249V248H28ZM45 249V250H44ZM60 249V248H59ZM143 249V250H144ZM149 249V248H148ZM162 249V250H161ZM189 249V248H188ZM187 249V250H188ZM191 249V248H190ZM190 249H189V251H190ZM193 249V248H192ZM191 249V250H192ZM246 249V248H245ZM251 249V248H250ZM86 250V249H85ZM137 250V249H136ZM142 250V251H143ZM151 250H153V248L151 249ZM196 250V249H195ZM210 250V251H209ZM222 250H224V252L222 251ZM240 250V249H239ZM252 250H254V249H252ZM75 251V250H74ZM87 251H89V250H87ZM135 251V252H134ZM145 251V250H144ZM146 251H147V249H146ZM145 251V252H146ZM204 251V250H203ZM202 250L200 251V252H203ZM226 251V252H227ZM58 252V251H57ZM148 252V251H147ZM147 252H146V255H147ZM191 252V251H190ZM198 252H199V250H198ZM206 252H208V253H206ZM255 252V251H254ZM253 252V253H254ZM260 252V251H259ZM86 253V252H85ZM195 253V252H194ZM194 253H192V255H194ZM239 253V252H238ZM87 254V253H86ZM148 254H149V252H148ZM160 254H161V256H160ZM177 254V255H176ZM187 254V255H186ZM191 254V253H190ZM242 254H244V253H242ZM255 254V253H254ZM258 254V253H257ZM146 255L144 256V255H142V256H144V257H146ZM186 255V256H185ZM196 255V254H195ZM227 255V257H225L224 259H226V258H228V254H226ZM239 255V254H238ZM252 255V254H251ZM256 255V254H255ZM15 256V255H14ZM58 256V255H57ZM56 256V257H57ZM89 256H91V255H89ZM176 256L178 257V256H180L182 259H180V257L179 258H176ZM197 256V255H196ZM204 256V255H203ZM231 256V255H230ZM235 256V255H234ZM239 256H241V255H239ZM246 256H247V254H246ZM253 256V255H252ZM262 256V255H261ZM92 257H94V256H92ZM194 257V256H193ZM236 257V256H235ZM256 257V256H255ZM61 258H63V257H61ZM80 258V257H79ZM89 258V257H88ZM148 258H149V256H148ZM176 258V259H175ZM247 258V257H246ZM75 259V258H74ZM77 259V258H76ZM75 259V260H76ZM175 259V260H174ZM189 259V260H188ZM233 259V258H232ZM237 260H239L238 258H236ZM249 259V258H248ZM251 259V258H250ZM255 259V258H254ZM60 260V259H59ZM174 260V261H173ZM220 260H219V262H220ZM246 260V259H245ZM20 261H18L17 260V257L15 256L14 257V260H13V264L15 263V264H18V263H20ZM82 261V262H81ZM228 261V260H227ZM247 261V260H246ZM249 261V260H248ZM76 262V261H75ZM75 262H73L72 264H74ZM218 262V263H219ZM147 263H145V264H147ZM214 263V262H213ZM212 263V264H213ZM224 263H225V261H224ZM223 262H222V264H224ZM230 263H233V261L232 262H230ZM240 263V262H239ZM243 263V262H242ZM249 263V262H248ZM258 263V262H257ZM21 264V263H20ZM65 264V263H64ZM75 264H77V263H75ZM241 264V263H240ZM246 264V263H245Z\"/></svg>","mask_w":264,"mask_h":264},{"label":"water","instance_id":"95a60500","mask_svg":"<svg viewBox=\"0 0 264 264\" xmlns=\"http://www.w3.org/2000/svg\"><path fill=\"white\" fill-rule=\"evenodd\" d=\"M233 123L229 118H218L215 121V127L218 129L213 137L215 139H226L230 135V129L232 128Z\"/></svg>","mask_w":264,"mask_h":264}]
</instances>
